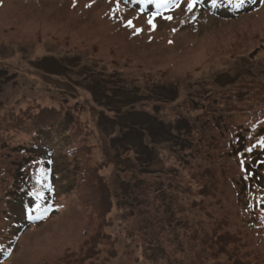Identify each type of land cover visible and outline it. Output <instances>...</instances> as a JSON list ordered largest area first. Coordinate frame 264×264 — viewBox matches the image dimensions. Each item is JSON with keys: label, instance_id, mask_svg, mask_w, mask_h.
<instances>
[{"label": "rangeland", "instance_id": "1", "mask_svg": "<svg viewBox=\"0 0 264 264\" xmlns=\"http://www.w3.org/2000/svg\"><path fill=\"white\" fill-rule=\"evenodd\" d=\"M140 1L0 0V264H264V0Z\"/></svg>", "mask_w": 264, "mask_h": 264}, {"label": "trees", "instance_id": "2", "mask_svg": "<svg viewBox=\"0 0 264 264\" xmlns=\"http://www.w3.org/2000/svg\"><path fill=\"white\" fill-rule=\"evenodd\" d=\"M134 1H137V0H134ZM169 2V1H168ZM261 2V0H250L248 3H246L244 6H239L237 7L238 10H236L235 12H237L236 14H245V13H249V12H252L254 11L259 3ZM226 3L224 2V0H218V5L217 7L213 8L211 7V0H201L200 3H198V7L199 8H203L205 11H209L211 13H216L217 11L219 10H222L225 6H223V4ZM139 6V4L137 2H133L131 3V8H137ZM176 7L175 3L173 1L167 3V4H160L159 6H157L155 3H143L140 1V8L139 9H133L134 11H137L139 12L142 16H146L147 17V23H148V20L149 18L152 16L153 13H157L156 15V18L154 19V21L158 18H162L164 17L165 15L169 14L174 8ZM241 7V8H240ZM132 10V11H133ZM109 19H112V16L109 15ZM108 19V20H109ZM153 21V23H154ZM128 22V21H127ZM156 22V21H155ZM42 63V62H41ZM54 67L55 68H60V65L58 64H54ZM51 74H55L54 72H51ZM6 74L2 71H0V78H5L6 79ZM11 78V77H9ZM251 158H249L250 160ZM245 165H249L250 166V163L249 162H246L244 165H243V168ZM3 171H1V175H2ZM51 173V172H49ZM250 175V176H249ZM245 176L247 177L246 180H243V182H241L242 184V188L241 189H245L246 187H248V191L251 192V189L253 187H256V186H262V183H263V179L260 175H258L257 171L254 169V168H248L245 172ZM246 182V183H245ZM103 183L102 182H99V185L101 187V184ZM49 186H52V183L49 182ZM102 190V194L103 193H107V191L101 187ZM253 194V192H251ZM258 196L261 197L260 201L264 199V197L261 195L260 192L257 193ZM103 204L106 206H110V203H108L107 200H105L103 202ZM263 204V202H262ZM260 203H257L255 205H253V208L257 207V208H260V206L262 205ZM23 206V204H22ZM52 209V205L50 204H47L46 206H44L43 208H39V212H41V218L39 219H35V222H38V221H41L43 219H45V217H47L49 214H50V211ZM104 206H101V210H104ZM30 211L29 207H25V212L22 214V217L23 219L27 218L28 216V212ZM29 223L30 221H32L33 219L32 218H27L26 219ZM1 246V245H0Z\"/></svg>", "mask_w": 264, "mask_h": 264}, {"label": "snow or ice", "instance_id": "3", "mask_svg": "<svg viewBox=\"0 0 264 264\" xmlns=\"http://www.w3.org/2000/svg\"><path fill=\"white\" fill-rule=\"evenodd\" d=\"M142 2L143 3H155L157 6H159L162 3L166 4L168 2V0H142ZM173 2L175 3L176 6H179V4H180V0H173ZM200 2H201V0H188L187 11H189V12L193 11L194 6ZM225 2L227 4H229L231 7H239L240 5H242L244 3V0H225ZM217 5H218V0H211V7L215 8V7H217ZM118 7H119V5H117V8ZM117 8H114L113 12H115L117 10ZM156 15H157V13H153L152 16L148 20V24L150 26H152L153 29L155 28L153 21L156 18ZM166 19L171 20L172 17L167 16ZM127 26L131 27L132 21H128ZM136 31L138 33L141 30L137 29Z\"/></svg>", "mask_w": 264, "mask_h": 264}]
</instances>
